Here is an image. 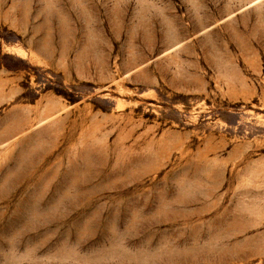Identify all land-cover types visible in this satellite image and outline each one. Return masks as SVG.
<instances>
[{"label": "rangeland", "instance_id": "1", "mask_svg": "<svg viewBox=\"0 0 264 264\" xmlns=\"http://www.w3.org/2000/svg\"><path fill=\"white\" fill-rule=\"evenodd\" d=\"M0 30H123L0 145V264H264V0H0Z\"/></svg>", "mask_w": 264, "mask_h": 264}, {"label": "crops", "instance_id": "2", "mask_svg": "<svg viewBox=\"0 0 264 264\" xmlns=\"http://www.w3.org/2000/svg\"><path fill=\"white\" fill-rule=\"evenodd\" d=\"M1 34L7 36L0 39V108H4L0 116V145L3 146H28L23 137L30 126L41 119L43 110L51 113L58 109L59 96L42 89L49 82L41 75L43 72L61 76L65 84L74 83L75 79L90 83L92 67L105 69L113 59L122 57L116 55V42L123 30H0ZM152 41L140 53H155L160 42L153 38ZM163 56L164 53L157 59L162 60ZM15 61L26 67L17 68Z\"/></svg>", "mask_w": 264, "mask_h": 264}]
</instances>
